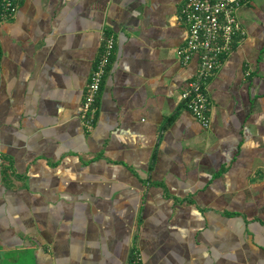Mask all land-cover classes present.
Masks as SVG:
<instances>
[{
  "label": "crops",
  "instance_id": "1",
  "mask_svg": "<svg viewBox=\"0 0 264 264\" xmlns=\"http://www.w3.org/2000/svg\"><path fill=\"white\" fill-rule=\"evenodd\" d=\"M185 1L19 0L0 24V264H264V0L238 11L207 127L182 97Z\"/></svg>",
  "mask_w": 264,
  "mask_h": 264
},
{
  "label": "built area",
  "instance_id": "2",
  "mask_svg": "<svg viewBox=\"0 0 264 264\" xmlns=\"http://www.w3.org/2000/svg\"><path fill=\"white\" fill-rule=\"evenodd\" d=\"M248 1L186 0L180 7V17L187 28V39L178 48L177 54L185 64L195 56L199 59L198 72L184 89L182 97L187 107L206 127L210 124L207 84L231 54L236 43L246 35L238 11ZM18 6L19 0H0V24L14 17ZM115 47V37L105 36L103 50L82 104L81 117L89 129L94 126L97 98ZM130 264H145L140 252L132 255Z\"/></svg>",
  "mask_w": 264,
  "mask_h": 264
}]
</instances>
